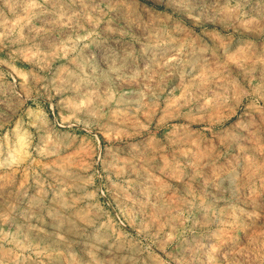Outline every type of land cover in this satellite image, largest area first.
<instances>
[{
  "label": "clouds",
  "instance_id": "9594fccd",
  "mask_svg": "<svg viewBox=\"0 0 264 264\" xmlns=\"http://www.w3.org/2000/svg\"><path fill=\"white\" fill-rule=\"evenodd\" d=\"M17 10L16 26L2 25L0 45L35 48L32 33L48 35L53 58L72 53V70L62 68L48 89L62 97L51 119L39 104L21 111L9 102L12 114L0 113V201L9 209L0 221L13 213L28 221L15 231L0 227V264L51 261L42 245L53 237L74 260L84 231L74 229L90 221L61 198L69 187L84 193L81 201L103 194L105 174L121 202L141 214L145 238L160 247V255L145 249L156 264H264V0H0V18ZM5 64L11 66L0 59ZM7 75L0 71V82ZM10 87L32 91L27 80ZM37 111L39 121L32 118ZM68 125L87 131L97 146L101 133L119 135L126 151L110 148V163L98 156L84 181L58 163L57 129ZM67 139L66 150L77 138ZM52 157L55 182L45 189L35 166ZM126 171L137 178H125ZM18 172L20 187L12 184ZM29 172L42 193L38 202Z\"/></svg>",
  "mask_w": 264,
  "mask_h": 264
},
{
  "label": "rangeland",
  "instance_id": "374dc122",
  "mask_svg": "<svg viewBox=\"0 0 264 264\" xmlns=\"http://www.w3.org/2000/svg\"><path fill=\"white\" fill-rule=\"evenodd\" d=\"M150 10L151 6L149 5L145 11ZM21 15L20 10H17L15 14L9 13L7 20L0 18V31L4 30L2 27L4 23L10 22L9 27L16 26ZM33 23L37 27L42 26L39 21H33ZM28 34V29L25 28L24 35L28 36ZM32 36H35V48H31L30 45L10 44L7 41L5 42L7 46L0 45V59L10 61L11 63V66L8 64L0 65V71L9 73L5 81L0 82V101H4L0 103V113L4 115L12 114L8 106L9 102L12 104H22L23 108L21 111L28 108L35 109L37 104H39L40 108L51 119L53 107L60 102L62 97L54 93L50 96L48 89L51 87L52 81L60 74L62 68H67L69 71L72 70V53L67 50H62L60 56L63 58H53L51 54L55 51V41L45 34L36 35L32 33ZM29 38L31 39V37ZM22 47L24 48L23 54L11 59L17 49ZM13 80H15L17 85L27 80L32 87L31 94L25 93L23 89L16 91V89L11 88L10 86ZM169 83H172V81H169ZM132 87L133 85H125L124 90L129 91ZM14 92L15 95H13ZM45 101L48 102L45 103ZM56 114H60L59 108L56 109ZM64 114H67L66 110ZM157 115L160 116L162 113L157 110ZM32 118L36 121L41 120V113L37 111ZM57 131L63 133L59 143L61 161L58 163L66 161L65 168L67 172L79 171L84 181H87L92 171L96 170L97 166L93 161L98 156L103 161L110 163L112 160L109 154L110 148L118 155H121L122 151H126L123 147L122 138L119 135L110 139L106 134L101 133L99 136L100 144L97 146L96 140L88 135L87 131H81L79 128L68 125L61 126ZM166 131L161 132L160 135H165ZM69 136L76 137L77 139L72 147L66 150L64 146L69 142L67 139ZM123 140H127V137L123 138ZM117 145L119 147H115ZM54 160L55 157L41 159L35 166L36 172L42 177V183L40 185L42 188L47 189L49 184L55 182L52 178V168L49 167V165L55 166ZM89 165H91V170L84 171ZM103 170L104 165L102 164L100 165V171ZM57 172H59V169H57ZM26 175L29 177V184L32 185L29 191L36 198L35 202H38L42 193H40L37 186L31 180L32 174L29 172ZM111 175L113 180H117L115 171H112ZM125 178L136 179L137 177L136 174L129 175L126 171ZM63 179L65 183H69L66 177ZM94 179L95 184L100 183L98 177ZM3 183L4 181L0 180V184ZM12 184L16 185V187H20L23 184V176L21 173H16ZM95 184L88 185L87 191L93 192ZM103 185V194L97 193L94 196H86L84 201H81L79 198L84 193L76 188L69 187L68 191L64 192L61 202H65V198H67V203H74L77 209H83V212L86 214V220L90 221V223L81 220L80 225L74 229L77 232H80L81 226L84 229L76 237L77 242L73 245L74 260L68 257L63 246L53 242L55 237L52 240L45 238L42 246L46 245L53 252L51 261L45 259V264H156V261L149 256L148 251H145V249L150 248L154 255H160L161 249L158 244H153L148 241L145 238V234L141 232V214L130 201L121 202L123 197H118L117 190L111 187L108 181V174H105L103 178ZM47 196L48 199H45L44 203L50 205V191L47 193ZM89 202L93 205L92 207L87 206ZM125 208L126 211H122ZM8 211L7 203L0 201V213L7 214ZM48 211L55 213L57 209L56 207H50ZM27 223L28 221L23 216L17 217L13 213L7 223L0 221V227H3L5 232L9 228L15 231L16 226L26 225ZM37 227H40V225L37 224ZM29 235L33 237L34 233H29ZM43 235L41 233V236ZM93 245H96L95 251H93ZM60 253H63V255H60Z\"/></svg>",
  "mask_w": 264,
  "mask_h": 264
}]
</instances>
